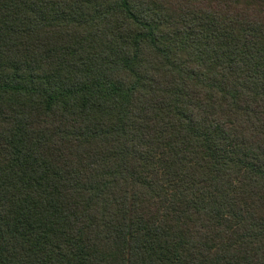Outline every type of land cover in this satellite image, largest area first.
Instances as JSON below:
<instances>
[{
	"label": "trees",
	"instance_id": "1",
	"mask_svg": "<svg viewBox=\"0 0 264 264\" xmlns=\"http://www.w3.org/2000/svg\"><path fill=\"white\" fill-rule=\"evenodd\" d=\"M0 264H264V0H0Z\"/></svg>",
	"mask_w": 264,
	"mask_h": 264
}]
</instances>
